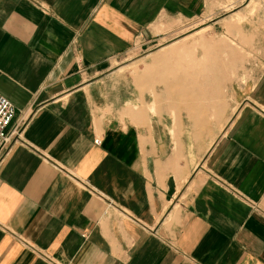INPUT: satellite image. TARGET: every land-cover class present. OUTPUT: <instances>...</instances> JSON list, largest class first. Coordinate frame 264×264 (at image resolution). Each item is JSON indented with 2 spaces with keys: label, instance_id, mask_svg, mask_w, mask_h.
<instances>
[{
  "label": "crops",
  "instance_id": "obj_1",
  "mask_svg": "<svg viewBox=\"0 0 264 264\" xmlns=\"http://www.w3.org/2000/svg\"><path fill=\"white\" fill-rule=\"evenodd\" d=\"M213 1L0 0V264H264V57L209 146L185 83L142 91L160 25Z\"/></svg>",
  "mask_w": 264,
  "mask_h": 264
},
{
  "label": "rangeland",
  "instance_id": "obj_2",
  "mask_svg": "<svg viewBox=\"0 0 264 264\" xmlns=\"http://www.w3.org/2000/svg\"><path fill=\"white\" fill-rule=\"evenodd\" d=\"M210 7L215 10L210 8V12L192 20L183 21L173 18L160 25L159 32L168 33L161 41L162 45L151 52L157 51L154 55L160 54L159 52L166 50L172 44L170 47L181 48L178 50L186 48L189 50V55L180 61L175 60L173 66L168 60L152 62L151 64L155 65L153 84L144 82L142 87L143 93L150 94L154 88L182 90L185 83V88L192 91L190 102H200L202 105L208 103V146L224 129L237 108L236 104H232L233 86L237 82L245 85L255 80L261 71L264 57L260 36L251 33L254 28L258 29L264 23V0H214ZM182 43H185V48ZM200 45L206 46V50L203 51ZM146 54L144 53L143 56ZM138 58L139 55L131 56L128 63ZM200 59H204V62L199 63ZM167 63L169 65H166ZM141 68L143 75H151L152 67L145 59L143 65L134 63L130 65L129 70L134 74ZM213 69L219 70L217 78L211 79L216 80H210L209 83L204 81L203 72L207 71L211 74ZM183 72L192 73V79L187 77L182 82ZM196 90L203 92L207 90V94L200 99L196 96L197 93L195 94ZM211 90H214L213 94ZM148 106L152 107V111L155 110L154 103Z\"/></svg>",
  "mask_w": 264,
  "mask_h": 264
},
{
  "label": "built area",
  "instance_id": "obj_3",
  "mask_svg": "<svg viewBox=\"0 0 264 264\" xmlns=\"http://www.w3.org/2000/svg\"><path fill=\"white\" fill-rule=\"evenodd\" d=\"M15 116L16 110L12 102L8 98L0 95V161L11 141L12 132L9 128ZM94 142L99 144V138H96Z\"/></svg>",
  "mask_w": 264,
  "mask_h": 264
},
{
  "label": "bare ground",
  "instance_id": "obj_4",
  "mask_svg": "<svg viewBox=\"0 0 264 264\" xmlns=\"http://www.w3.org/2000/svg\"><path fill=\"white\" fill-rule=\"evenodd\" d=\"M239 18V17H238ZM237 18V19H238ZM242 18V17H241ZM240 19V18H239ZM230 22V21H229ZM240 24V23H239ZM241 27V26H240ZM216 42H218V41H216ZM185 44V43H184ZM184 44L182 43V46H183V48H185V46H184ZM172 45V44H171ZM170 45V46H171ZM216 45H217V43H216ZM170 46H168L167 47V49L166 50H164V51H161V52H159L160 54H157V55H154V56H152V62L153 63H155V62H158V60H170L171 61V66H173V65H175V60H182L184 57H186V56H188L189 55V50H187L186 48L185 49H182V50H178V46H174V47H170ZM200 47L202 48V50L204 51V50H206V46H204V45H200ZM218 48V47H217ZM179 49H181V48H179ZM163 52V53H162ZM209 55V54H208ZM210 56V55H209ZM217 59V58H216ZM193 61V60H192ZM201 62H204V59H200L199 60V63H201ZM213 66V65H212ZM219 66V65H218ZM215 67H217V66H215ZM218 68V67H217ZM219 68H221V67H219ZM211 71V70H210ZM218 69H213L212 71H211V74H208L207 73V71H204L203 72V79L204 80H207V82L209 83V81L211 80V79H213V78H217V76L219 75V73H218ZM188 73H186V72H183L182 73V75H181V78L183 77V76H186ZM190 75H191V77H192V73H190ZM176 77L178 76L177 74L175 75ZM178 78H180V77H178ZM214 80H216V79H214ZM214 80H211V81H214ZM202 89V88H201Z\"/></svg>",
  "mask_w": 264,
  "mask_h": 264
}]
</instances>
